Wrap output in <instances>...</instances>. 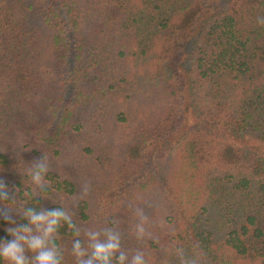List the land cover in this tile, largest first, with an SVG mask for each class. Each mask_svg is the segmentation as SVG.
<instances>
[{
    "label": "trees",
    "instance_id": "trees-1",
    "mask_svg": "<svg viewBox=\"0 0 264 264\" xmlns=\"http://www.w3.org/2000/svg\"><path fill=\"white\" fill-rule=\"evenodd\" d=\"M261 20L264 0H0L6 213L65 209L62 264L108 228L148 264H264Z\"/></svg>",
    "mask_w": 264,
    "mask_h": 264
},
{
    "label": "clouds",
    "instance_id": "clouds-1",
    "mask_svg": "<svg viewBox=\"0 0 264 264\" xmlns=\"http://www.w3.org/2000/svg\"><path fill=\"white\" fill-rule=\"evenodd\" d=\"M260 22L264 23V20ZM48 172V163L45 155H41L32 162L28 169L32 182L43 187V181ZM9 185L0 179V216L14 227H7L5 231L11 239L0 237V260L5 264H62L63 255L61 249L54 243L55 234L63 224L75 229L77 237L79 228H76L68 212L59 207L44 211L26 207L22 210V217L27 223H17L5 210H15L12 202L15 197L13 190L8 191ZM138 215L141 223L136 226L137 237L144 235L143 220L146 219L143 211ZM87 248L81 239L72 241V254L76 258V264H148L143 252H136L129 259L128 255L121 251V233L112 228L93 231L86 230ZM28 253H32L29 255ZM180 264H197L195 257L185 254V250L178 249Z\"/></svg>",
    "mask_w": 264,
    "mask_h": 264
},
{
    "label": "rangeland",
    "instance_id": "rangeland-1",
    "mask_svg": "<svg viewBox=\"0 0 264 264\" xmlns=\"http://www.w3.org/2000/svg\"><path fill=\"white\" fill-rule=\"evenodd\" d=\"M240 143H242V144H250L247 140H243V139H237Z\"/></svg>",
    "mask_w": 264,
    "mask_h": 264
}]
</instances>
